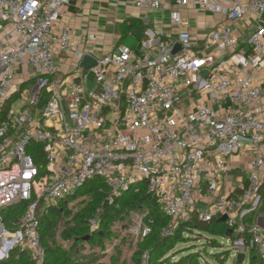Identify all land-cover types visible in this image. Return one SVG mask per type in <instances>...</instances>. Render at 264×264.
<instances>
[{
	"label": "built area",
	"instance_id": "1",
	"mask_svg": "<svg viewBox=\"0 0 264 264\" xmlns=\"http://www.w3.org/2000/svg\"><path fill=\"white\" fill-rule=\"evenodd\" d=\"M71 1L0 0V34L9 26L14 39H0V112L8 106L0 125V211L27 205L17 223L24 248L43 264L40 213L100 178L110 203L145 188L175 225L195 213L205 223L226 215L233 258L255 251L264 260V84L255 73L264 23L250 37L251 53L235 59L232 26L261 17L264 0H133L144 11L171 6L177 36L160 39L155 57L122 43L90 68L62 74L60 59L90 54L72 26L59 28ZM190 6L225 20L200 44L182 28ZM26 65L34 71L22 73ZM150 231L145 225L143 236Z\"/></svg>",
	"mask_w": 264,
	"mask_h": 264
},
{
	"label": "rangeland",
	"instance_id": "2",
	"mask_svg": "<svg viewBox=\"0 0 264 264\" xmlns=\"http://www.w3.org/2000/svg\"><path fill=\"white\" fill-rule=\"evenodd\" d=\"M158 52L159 49L156 54ZM18 105V103L14 104L13 109H18ZM83 199L89 202L91 198L86 193L79 199L69 200L67 204V208L71 211L69 219H55L54 230L44 237L47 246H52L59 253L67 252L71 264H142L140 255L144 249L150 253L151 264H163L166 260L169 262L165 264H250L247 256L243 263L233 261V250L229 258L219 252V248L215 246L218 241L222 244L220 251L229 249L230 244L226 236L214 235L215 238H206V236L212 237L210 236L212 234L205 233L200 236L196 230H186L181 236H175L179 223L176 225L170 223L169 231L162 230L159 237L143 236L142 229L149 214L146 209L133 210L126 207L125 202L131 199L130 196L122 198L117 205L118 209L102 224L90 226L88 238L74 242V238L64 235L62 228L69 220L71 221L75 213L82 211ZM12 217L13 213L8 212V209L0 211V260L10 259L15 249L24 247L20 237L17 236L19 228L12 224ZM219 230L218 228L217 231ZM162 239L169 241L166 246L158 248Z\"/></svg>",
	"mask_w": 264,
	"mask_h": 264
},
{
	"label": "crops",
	"instance_id": "3",
	"mask_svg": "<svg viewBox=\"0 0 264 264\" xmlns=\"http://www.w3.org/2000/svg\"><path fill=\"white\" fill-rule=\"evenodd\" d=\"M171 11L172 8L168 5L153 11L140 10L133 5V0H72L64 8L59 28L65 25L72 26L75 29V35L81 40V48L94 57L109 52L121 42L130 45L138 54L143 50H148L155 55L158 50V41L166 36L176 37L181 29L180 26L172 23ZM182 16V28L188 29L193 42L198 44L203 41L209 29L225 23L221 14L196 9L192 6L184 9ZM129 19H136L143 23L145 31L142 37L128 30ZM263 23L264 14L259 18L246 16L245 19L232 24L239 43L236 54L233 55L234 59L238 54H246L250 50V37L257 30L258 24ZM160 30L163 34L158 37L157 31ZM0 39L5 43L14 41L9 26L2 30ZM71 55L73 61L70 63L59 58L62 64V74H70L81 65V61L74 56L73 52ZM261 57V65L255 73L258 81L264 84V53ZM21 71L27 73L34 69L26 65Z\"/></svg>",
	"mask_w": 264,
	"mask_h": 264
},
{
	"label": "trees",
	"instance_id": "4",
	"mask_svg": "<svg viewBox=\"0 0 264 264\" xmlns=\"http://www.w3.org/2000/svg\"><path fill=\"white\" fill-rule=\"evenodd\" d=\"M128 22H129L128 30L142 37L145 31V26H143V23H141L136 19H129ZM122 43L124 42H121L119 44ZM251 50L252 49L250 48V50L246 54H250ZM7 108H8L7 105L4 106L3 110L0 112V125L7 117ZM36 163L40 168L41 172L46 171L47 164L42 156L39 155V157H36ZM86 193L91 198L89 199L90 201L88 202L87 199H83L82 211L75 213L71 221L69 220L66 226L62 228L64 235L67 236L68 238H74L75 240L74 242H76L77 240L84 241L85 240L84 238H86L90 234L91 225L89 220L91 218L100 217V219H98V223L102 224L104 220H106L111 215V213H113L115 210L118 209L117 205L119 204V201L126 196L131 197L130 200L125 202L126 207L133 210L146 209V211L148 212L149 218L147 222H145V224L151 227V231L146 236L147 238L150 235H155L159 237L158 235L161 233L162 230H165V232L169 231V224L171 223V218L161 210L155 198L150 193H148V191L145 188H142L141 191L139 192H136L134 190L125 192L119 198H117L113 203H110L107 200V196L110 193L109 186L106 184V182L103 179L93 178L89 182H87L85 186L82 187V189H80L74 196L70 197L68 200L60 201L57 205H52L45 212L40 213L39 215L40 232H41L42 245L45 251V261L43 264H71L70 257L68 256L67 252L64 251L62 252L63 253L62 254L59 253L56 249H54L52 246H47V244H45L44 237L47 233H50L51 231L54 230L55 227L54 223L57 220V218L58 219L66 218L67 220L69 219L71 215V211L67 208V204L69 200L79 199L83 197ZM262 193H264V188ZM26 206L27 205L25 203H19L4 208L1 211L8 209V212L13 213V217L11 221L12 224H15V226L18 229L17 223H19V220L21 219L23 212L26 209ZM99 209L101 212L99 215H97ZM253 217L254 215L251 216V218ZM178 225L179 226L175 231V236H181V233L185 232L186 230L187 231L196 230L197 234H199L200 236L202 234L205 235V233L212 234L210 235L212 237L206 236V238H215L214 235L226 236L227 233L226 223L220 221L219 218L214 219L210 223H205L198 219L196 213L193 214L190 219L179 221ZM218 228L220 229L219 231H217ZM168 241H169L168 239H162L159 242L160 244L158 245V248L166 246ZM215 246L219 248L220 253L227 255L228 258L231 256L230 249L220 251V249H222V244L219 241L216 242ZM145 252L148 253L147 264H151L150 253L148 252L147 249L141 251L140 262L142 255ZM163 256L164 255H162V257ZM248 257L250 264H264V260L255 251H251ZM233 261L239 262L237 258L233 259ZM167 262H169V260H166V262H163V264ZM0 264H37V262L32 257L31 252L27 248L22 247L20 249H15L10 259L0 260Z\"/></svg>",
	"mask_w": 264,
	"mask_h": 264
},
{
	"label": "water",
	"instance_id": "5",
	"mask_svg": "<svg viewBox=\"0 0 264 264\" xmlns=\"http://www.w3.org/2000/svg\"><path fill=\"white\" fill-rule=\"evenodd\" d=\"M181 49V45L180 44H177L174 48V52H177ZM97 62V59L96 57L90 55V54H87L84 56L83 60L81 61V67H83L84 69H88L90 68L91 66L95 65ZM227 219V216L224 215L223 217H221L219 220L220 221H225ZM259 223L264 226V218H260L259 220ZM231 235V230H228L227 233H226V236L229 237ZM88 238V237H86ZM85 238V239H86ZM245 258H246V255L244 253H240L238 254L237 256V259L240 263H243L245 261Z\"/></svg>",
	"mask_w": 264,
	"mask_h": 264
}]
</instances>
